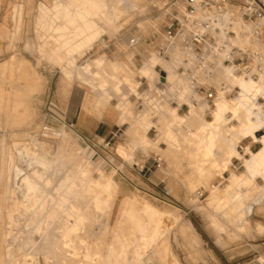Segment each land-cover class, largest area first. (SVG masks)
Masks as SVG:
<instances>
[{
  "label": "rangeland",
  "instance_id": "374dc122",
  "mask_svg": "<svg viewBox=\"0 0 264 264\" xmlns=\"http://www.w3.org/2000/svg\"><path fill=\"white\" fill-rule=\"evenodd\" d=\"M174 2L0 0V264H264V30Z\"/></svg>",
  "mask_w": 264,
  "mask_h": 264
},
{
  "label": "built area",
  "instance_id": "2783aa9c",
  "mask_svg": "<svg viewBox=\"0 0 264 264\" xmlns=\"http://www.w3.org/2000/svg\"><path fill=\"white\" fill-rule=\"evenodd\" d=\"M179 5L183 7L181 10L178 8ZM173 6L175 8L168 13L163 27L166 44L170 46L177 43L193 52L199 60H202L204 54L210 51L215 38L209 34V31L196 32L197 25L194 22L199 20H195L193 16L198 10L216 16L229 15L235 8L243 21L248 24H257L264 30V0H175ZM254 34L256 37L261 36V32L256 28ZM134 42L133 40L131 43ZM203 89V87H197L196 93L204 95L205 99L211 102L213 94Z\"/></svg>",
  "mask_w": 264,
  "mask_h": 264
},
{
  "label": "bare ground",
  "instance_id": "6f19581e",
  "mask_svg": "<svg viewBox=\"0 0 264 264\" xmlns=\"http://www.w3.org/2000/svg\"><path fill=\"white\" fill-rule=\"evenodd\" d=\"M201 13V12H200ZM207 16H208V19H206V18H204V19H206V20H208V22L209 21H211L212 19H213V17H215V15H213V14H210V13H207ZM216 17H218V18H227V17H229V18H231L230 17V15H227V14H221V15H216ZM195 18H197V17H195ZM228 18V19H229ZM201 19V18H200ZM203 20V19H202ZM200 21V20H199ZM204 21V20H203ZM224 21V20H223ZM225 21H230V22H232L231 21V19L230 20H227V19H225ZM220 24H221V22H220ZM225 25H228V22H227V24L224 22V26ZM229 26V25H228ZM233 29L231 30L232 32H234L235 30H234V22H233ZM199 28H200V26H199ZM226 28V27H225ZM228 28V27H227ZM230 28V27H229ZM232 28V27H231ZM230 28V29H231ZM230 31V30H229ZM230 31V32H231ZM203 32V31H202ZM160 80H158V82H157V85H160V87L158 86L157 87V89H159L161 92H163V89H164V91L166 90V88H165V83H166V78H165V76H161L160 78H159ZM249 90L250 91H252L253 89H251V88H249ZM245 103V102H244ZM242 104V106H245L246 104ZM235 104H239V102H235ZM232 106V105H231ZM241 106V105H240ZM241 106V107H242ZM261 107V106H260ZM259 107V108H260ZM236 108H238V107H236ZM243 109V108H242ZM245 110V109H244ZM247 110V109H246ZM245 110V112H247ZM256 111V110H255ZM244 112V111H243ZM239 115V114H238ZM247 117H248V119H249V121H250V123H251V127L249 128V131H247L249 134H250V136L252 137V139H253V143H259L258 142V140H257V138H255L254 137V132L257 130V129H259L260 130V128H264V111L262 112L261 110H259L256 114H250V115H247ZM200 119V118H199ZM240 120V119H239ZM245 121V120H244ZM246 122V121H245ZM223 124V123H222ZM231 129V128H230ZM233 132V131H232ZM231 132V133H232ZM258 132V131H257ZM256 133V132H255ZM248 134V135H249ZM233 136V135H232ZM243 136V135H242ZM229 138V137H228ZM234 142V141H233ZM228 143V142H227ZM258 162V164H260V161L258 160L257 161ZM248 165V164H247ZM252 166V165H251Z\"/></svg>",
  "mask_w": 264,
  "mask_h": 264
},
{
  "label": "crops",
  "instance_id": "0c3cea01",
  "mask_svg": "<svg viewBox=\"0 0 264 264\" xmlns=\"http://www.w3.org/2000/svg\"><path fill=\"white\" fill-rule=\"evenodd\" d=\"M168 83H169V77H166V83H165V85L167 86Z\"/></svg>",
  "mask_w": 264,
  "mask_h": 264
}]
</instances>
